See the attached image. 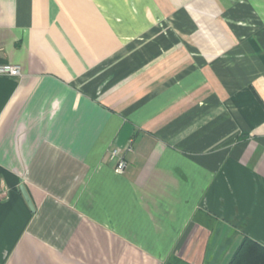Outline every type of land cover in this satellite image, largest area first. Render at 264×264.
I'll return each instance as SVG.
<instances>
[{"label": "crops", "instance_id": "obj_1", "mask_svg": "<svg viewBox=\"0 0 264 264\" xmlns=\"http://www.w3.org/2000/svg\"><path fill=\"white\" fill-rule=\"evenodd\" d=\"M0 64V264L264 246V0H0Z\"/></svg>", "mask_w": 264, "mask_h": 264}, {"label": "trees", "instance_id": "obj_2", "mask_svg": "<svg viewBox=\"0 0 264 264\" xmlns=\"http://www.w3.org/2000/svg\"><path fill=\"white\" fill-rule=\"evenodd\" d=\"M229 264H264V246L249 237H245Z\"/></svg>", "mask_w": 264, "mask_h": 264}, {"label": "built area", "instance_id": "obj_3", "mask_svg": "<svg viewBox=\"0 0 264 264\" xmlns=\"http://www.w3.org/2000/svg\"><path fill=\"white\" fill-rule=\"evenodd\" d=\"M22 74V69L19 65L0 64V75L9 77H19ZM126 152H132V146H128ZM110 159L115 161V172L122 174L127 167V161L124 157V152L121 149H113L110 153Z\"/></svg>", "mask_w": 264, "mask_h": 264}, {"label": "water", "instance_id": "obj_4", "mask_svg": "<svg viewBox=\"0 0 264 264\" xmlns=\"http://www.w3.org/2000/svg\"><path fill=\"white\" fill-rule=\"evenodd\" d=\"M20 190H21V192H22L24 198H25L26 201L28 202V205H29L30 209H31L32 211H35L34 205H33L32 201H31V199H30V196H29V194H28V192H27L26 187L24 186V184H22V185L20 186Z\"/></svg>", "mask_w": 264, "mask_h": 264}]
</instances>
